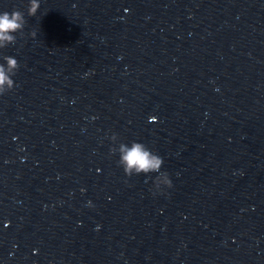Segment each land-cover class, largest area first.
<instances>
[{
    "label": "clouds",
    "instance_id": "9594fccd",
    "mask_svg": "<svg viewBox=\"0 0 264 264\" xmlns=\"http://www.w3.org/2000/svg\"><path fill=\"white\" fill-rule=\"evenodd\" d=\"M40 8V0H28L27 15L35 16ZM24 12L14 9L11 12H0V49L10 44L16 43L17 33H21L25 26ZM33 31L31 36L35 37ZM6 64L0 63V95L13 89L14 80L12 76L18 70L20 65L16 58L5 56ZM117 137L112 136L115 141ZM113 152L118 151V163L122 166L125 175L132 176L134 174H151L158 173L154 180V188L157 191L162 190V186L171 188L172 181L167 172H162L161 168L164 163L163 158L150 150L145 144L133 141L131 145L121 143L118 149H112Z\"/></svg>",
    "mask_w": 264,
    "mask_h": 264
}]
</instances>
